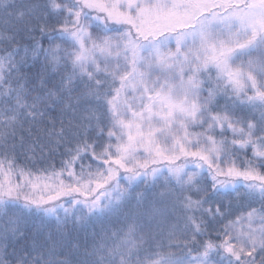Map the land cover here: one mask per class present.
<instances>
[{
	"label": "snow or ice",
	"instance_id": "snow-or-ice-1",
	"mask_svg": "<svg viewBox=\"0 0 264 264\" xmlns=\"http://www.w3.org/2000/svg\"><path fill=\"white\" fill-rule=\"evenodd\" d=\"M0 264H264V0H0Z\"/></svg>",
	"mask_w": 264,
	"mask_h": 264
}]
</instances>
